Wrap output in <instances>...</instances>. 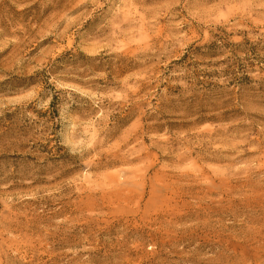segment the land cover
I'll use <instances>...</instances> for the list:
<instances>
[{"label": "rangeland", "instance_id": "374dc122", "mask_svg": "<svg viewBox=\"0 0 264 264\" xmlns=\"http://www.w3.org/2000/svg\"><path fill=\"white\" fill-rule=\"evenodd\" d=\"M0 264H264V0H0Z\"/></svg>", "mask_w": 264, "mask_h": 264}, {"label": "trees", "instance_id": "16d2710c", "mask_svg": "<svg viewBox=\"0 0 264 264\" xmlns=\"http://www.w3.org/2000/svg\"><path fill=\"white\" fill-rule=\"evenodd\" d=\"M56 100H57L56 98H52V100H51V102H50V104H49V107H50V108L54 107V104H55V101H56Z\"/></svg>", "mask_w": 264, "mask_h": 264}]
</instances>
